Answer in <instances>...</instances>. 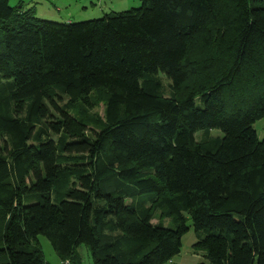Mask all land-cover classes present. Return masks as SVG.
<instances>
[{
    "label": "trees",
    "instance_id": "obj_1",
    "mask_svg": "<svg viewBox=\"0 0 264 264\" xmlns=\"http://www.w3.org/2000/svg\"><path fill=\"white\" fill-rule=\"evenodd\" d=\"M9 3L0 264H47L39 236L70 264L82 245L92 264H166L188 220L198 264H264V0H141L66 24ZM216 22L227 56L181 95L188 46Z\"/></svg>",
    "mask_w": 264,
    "mask_h": 264
},
{
    "label": "rangeland",
    "instance_id": "obj_2",
    "mask_svg": "<svg viewBox=\"0 0 264 264\" xmlns=\"http://www.w3.org/2000/svg\"><path fill=\"white\" fill-rule=\"evenodd\" d=\"M9 4L15 7L21 5L23 10H31V14L40 20L66 24L100 19L106 14L135 9L140 7L141 0H10ZM229 33L228 26L216 22L210 26L207 33L196 36L190 42L187 57L193 68L180 90L181 95L198 87L199 84H204L206 74H198L200 69L211 68L215 61L219 62L227 56L225 47L230 38ZM162 81L168 90L167 82L164 79ZM90 107L89 111L102 114L101 104L92 101ZM253 127L257 138L264 139V118L257 121ZM156 221L154 220L153 223ZM164 223L166 225L167 220ZM187 225L189 231L181 239L179 254L166 264H198L204 260L203 253L193 248L196 237L190 220L187 221ZM38 244L47 264L61 262L57 261V256L45 237L39 236ZM78 253L82 264H92V257L86 246H80Z\"/></svg>",
    "mask_w": 264,
    "mask_h": 264
},
{
    "label": "built area",
    "instance_id": "obj_3",
    "mask_svg": "<svg viewBox=\"0 0 264 264\" xmlns=\"http://www.w3.org/2000/svg\"><path fill=\"white\" fill-rule=\"evenodd\" d=\"M59 264H70L69 261H61Z\"/></svg>",
    "mask_w": 264,
    "mask_h": 264
},
{
    "label": "crops",
    "instance_id": "obj_4",
    "mask_svg": "<svg viewBox=\"0 0 264 264\" xmlns=\"http://www.w3.org/2000/svg\"><path fill=\"white\" fill-rule=\"evenodd\" d=\"M57 261H58V259H57ZM57 261H56V262H57ZM56 262H54V263H56ZM52 264H53V263H52Z\"/></svg>",
    "mask_w": 264,
    "mask_h": 264
}]
</instances>
